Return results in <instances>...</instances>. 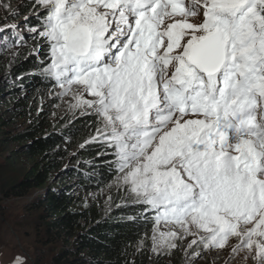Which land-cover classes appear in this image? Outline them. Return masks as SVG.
<instances>
[{
	"label": "snow or ice",
	"instance_id": "6c2138e0",
	"mask_svg": "<svg viewBox=\"0 0 264 264\" xmlns=\"http://www.w3.org/2000/svg\"><path fill=\"white\" fill-rule=\"evenodd\" d=\"M0 8L5 20L23 16L0 27V45L31 39L41 82L97 118L85 144L109 149L105 164L132 197L126 207L153 221L154 253L186 245L195 264L230 247V257L264 264V0Z\"/></svg>",
	"mask_w": 264,
	"mask_h": 264
},
{
	"label": "trees",
	"instance_id": "16d2710c",
	"mask_svg": "<svg viewBox=\"0 0 264 264\" xmlns=\"http://www.w3.org/2000/svg\"><path fill=\"white\" fill-rule=\"evenodd\" d=\"M7 48L0 45V52ZM18 57L9 71L0 63L5 77L0 81V155L6 161L0 165V193L25 198L39 192L25 207L35 217L36 238L51 244L52 252L48 262L36 259L35 264H181L169 252L163 258L153 254V221L136 218L140 210L126 207L130 195L114 200L104 211L76 194L96 191L116 179L105 164L112 159L107 146L97 141L85 144L100 124L96 117L81 115V109L42 104L40 92L53 88L35 74L37 54ZM7 99L12 104L5 105ZM19 118L27 125L12 132ZM16 142L18 146L8 150V144ZM22 158L30 160V166ZM8 166L13 170L6 173Z\"/></svg>",
	"mask_w": 264,
	"mask_h": 264
},
{
	"label": "rangeland",
	"instance_id": "374dc122",
	"mask_svg": "<svg viewBox=\"0 0 264 264\" xmlns=\"http://www.w3.org/2000/svg\"><path fill=\"white\" fill-rule=\"evenodd\" d=\"M20 2L21 0H0V4L10 3L13 7ZM4 17L5 10L4 8H0V27L5 26L6 24L21 22L23 20V16L8 20H5ZM36 23L37 22L35 20L31 21L32 25ZM24 34L27 36L26 32ZM34 47L35 44L31 39H28L27 44L23 47L18 44L14 48L8 47L0 52V63L3 64L9 71L21 53H34ZM3 48L5 47L3 46ZM14 53L16 54L15 56L13 55ZM40 53H42V51ZM41 57L43 58V54H41ZM16 78H12L10 83H13ZM3 79H5V77L2 74L0 75V81ZM58 91V88L49 91H46V88H44L43 91L40 92L42 97L39 98V101H41L42 104L49 105V103H51L58 105L63 108V110H65V108H69L71 98L69 96L58 98ZM4 104H12V101L7 99ZM26 125L27 121L23 118L16 119L11 126V131H20ZM17 146L18 142L8 144V150ZM21 160L24 165L30 166V160L27 158H22ZM5 162L4 155H0V165ZM12 170L13 167L8 166L6 173ZM38 194L39 192H34L25 198H6L0 193V264H17V258H20V264H35L36 259H39L42 262H48L49 256L52 252V245H47L45 244V240L39 241V239L36 238L35 230L33 229V226L35 225V217L32 216V212L27 210L25 207L27 204H31V202L36 199ZM76 194H78L82 200H86L92 203L94 207L104 211H108L111 206H113L114 200L124 199L130 195L123 187L117 186L116 179L96 191H77ZM187 239L191 240L192 237H188ZM177 243L180 244L179 241H177ZM185 248L186 245H184L183 248L178 247L169 253L174 255L173 258L176 256L177 260L180 261L181 264H187L188 256L184 250ZM230 251V247L206 251L202 257L195 261V264H226V261H228V264H247V262L242 258L243 253L230 257ZM190 252L191 250H188L189 254ZM153 254L155 256L159 255L154 252ZM160 255H162V258L164 257V253H160ZM163 263L168 264V261H164Z\"/></svg>",
	"mask_w": 264,
	"mask_h": 264
}]
</instances>
